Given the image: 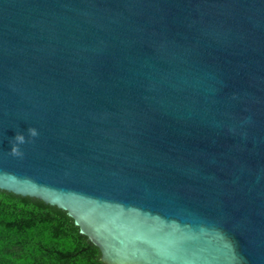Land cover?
I'll use <instances>...</instances> for the list:
<instances>
[{"label": "water", "instance_id": "obj_1", "mask_svg": "<svg viewBox=\"0 0 264 264\" xmlns=\"http://www.w3.org/2000/svg\"><path fill=\"white\" fill-rule=\"evenodd\" d=\"M0 189L104 264H264V0H0Z\"/></svg>", "mask_w": 264, "mask_h": 264}, {"label": "trees", "instance_id": "obj_2", "mask_svg": "<svg viewBox=\"0 0 264 264\" xmlns=\"http://www.w3.org/2000/svg\"><path fill=\"white\" fill-rule=\"evenodd\" d=\"M66 211L0 189V264H104Z\"/></svg>", "mask_w": 264, "mask_h": 264}, {"label": "clouds", "instance_id": "obj_3", "mask_svg": "<svg viewBox=\"0 0 264 264\" xmlns=\"http://www.w3.org/2000/svg\"><path fill=\"white\" fill-rule=\"evenodd\" d=\"M28 138H34L38 136L37 129L30 127L27 129ZM27 141L23 134L17 133L10 141L9 154L13 157L20 158L23 156L20 146L24 145Z\"/></svg>", "mask_w": 264, "mask_h": 264}]
</instances>
